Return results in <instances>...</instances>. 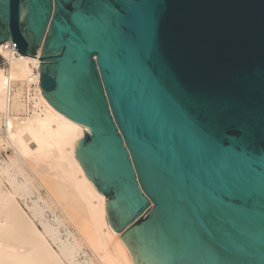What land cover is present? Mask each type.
Segmentation results:
<instances>
[{
    "label": "water",
    "instance_id": "obj_1",
    "mask_svg": "<svg viewBox=\"0 0 264 264\" xmlns=\"http://www.w3.org/2000/svg\"><path fill=\"white\" fill-rule=\"evenodd\" d=\"M8 40L135 264H264V0H0Z\"/></svg>",
    "mask_w": 264,
    "mask_h": 264
},
{
    "label": "bare ground",
    "instance_id": "obj_2",
    "mask_svg": "<svg viewBox=\"0 0 264 264\" xmlns=\"http://www.w3.org/2000/svg\"><path fill=\"white\" fill-rule=\"evenodd\" d=\"M8 43H0V264H135L77 158L91 130L43 95L42 46L34 57Z\"/></svg>",
    "mask_w": 264,
    "mask_h": 264
},
{
    "label": "built area",
    "instance_id": "obj_3",
    "mask_svg": "<svg viewBox=\"0 0 264 264\" xmlns=\"http://www.w3.org/2000/svg\"><path fill=\"white\" fill-rule=\"evenodd\" d=\"M7 42H9L8 43V47H10L11 49H17L16 48V46H15V43L12 41V40H9V41H7ZM18 51V50H17ZM37 53H38V51H37ZM0 64H2V65H5L6 64V62L4 61V60H2V61H0Z\"/></svg>",
    "mask_w": 264,
    "mask_h": 264
},
{
    "label": "rangeland",
    "instance_id": "obj_4",
    "mask_svg": "<svg viewBox=\"0 0 264 264\" xmlns=\"http://www.w3.org/2000/svg\"><path fill=\"white\" fill-rule=\"evenodd\" d=\"M40 48V47H39ZM39 48H37L36 49V51H38L39 50ZM37 53V52H36ZM2 60H4L2 57H0V61H2ZM11 153V151L9 152V151H6V150H4V151H1V155L2 156H7L8 154H10ZM153 205V204H152ZM123 233V232H122Z\"/></svg>",
    "mask_w": 264,
    "mask_h": 264
}]
</instances>
